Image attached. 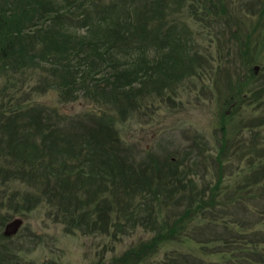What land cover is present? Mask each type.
Masks as SVG:
<instances>
[{"label":"trees","instance_id":"trees-1","mask_svg":"<svg viewBox=\"0 0 264 264\" xmlns=\"http://www.w3.org/2000/svg\"><path fill=\"white\" fill-rule=\"evenodd\" d=\"M239 1L0 0V212L48 205L69 231L154 232L92 264H264V73L241 74L256 49L239 45L232 71L230 51L203 52L194 35L199 20L220 43L252 38L256 25L264 37V0ZM209 70L242 93L239 118L209 153L216 180L203 173L200 184L182 159L144 157L120 123ZM51 93L56 102L42 97ZM70 103L86 106L61 109ZM254 151L229 181L227 164ZM150 194L178 195L155 209ZM12 238L0 228V264H18Z\"/></svg>","mask_w":264,"mask_h":264},{"label":"rangeland","instance_id":"rangeland-1","mask_svg":"<svg viewBox=\"0 0 264 264\" xmlns=\"http://www.w3.org/2000/svg\"><path fill=\"white\" fill-rule=\"evenodd\" d=\"M234 2L237 5L240 1L234 0ZM237 9L240 10L239 13H245L244 9ZM254 26L252 25V28ZM255 27V31L251 32L252 38L249 37V31L237 33L241 40L239 43L232 33H224L220 43L214 35L217 33V26L204 24L203 21L198 20L194 28V35L198 47L203 52L211 49L216 51L218 46L224 53L230 51V55L225 58L229 60L226 61V64L232 71L242 67L239 62L242 56L239 58L236 55L239 45L246 48L250 46L251 51L256 49L255 61L250 62L241 74L249 72V70L255 72L254 66L258 64L259 70L255 73L257 75L262 71V76L264 73V37L257 25ZM236 61L239 63L236 64ZM217 63L214 62L212 66H216ZM199 75L188 77L181 83L170 87L168 94H171L173 98L166 96L161 102L157 101L154 105L142 109L141 112L137 111L133 116L121 122L120 128L122 136L131 143H136L137 151L144 157L154 159L160 157L162 160V156L163 158L169 156L176 160L182 159L183 168L187 169V179L197 178L201 184L203 173H207L208 178L211 177L214 182L216 180L215 176L218 174L214 167H218V162L214 157L211 159L209 153H213L214 156L219 153L223 126H230L239 118V115L236 114L237 111L233 110V104L237 105L242 92L223 78L217 84L215 71L209 70L203 76ZM237 76V74L234 75V77ZM255 85L257 86L256 83ZM251 86L252 82L249 80L246 89ZM42 97L49 102H56L55 93ZM252 101L254 99H247V102ZM66 105L61 106L62 110L71 108L66 112L80 111L86 106L84 103ZM229 130L231 133L234 132L232 128ZM255 155V151L251 155L242 153L240 156H236L235 161L229 162L224 170L225 173L234 174L229 178V181L236 180L235 176L238 171L235 172V167L247 166L248 160ZM163 161L165 160L163 159ZM196 161H198L197 165ZM188 184L192 185V183ZM177 195L150 194L145 203L146 205L151 204L150 207L157 209L164 203L172 202ZM157 196L162 199V202L160 199H155ZM3 208L0 212V219L3 214L10 215L5 218L4 223L0 222V228L4 235H6L4 233L5 226L12 218L16 216L24 218V222L17 232L6 235L13 236L11 241H14L15 244L10 246L14 247L18 253V264L21 262L24 264H92L102 256L110 258L112 255L122 252L143 233H147V236L154 234L152 230H146L143 224H138L139 229L133 233L124 234L118 238H113L106 232L85 233L77 228L69 231L66 229L63 218L49 213L48 205L27 209L22 213L16 212V208L10 209L7 206ZM11 262L5 261V264Z\"/></svg>","mask_w":264,"mask_h":264},{"label":"water","instance_id":"water-1","mask_svg":"<svg viewBox=\"0 0 264 264\" xmlns=\"http://www.w3.org/2000/svg\"><path fill=\"white\" fill-rule=\"evenodd\" d=\"M254 70L257 73L259 70V65L254 66ZM24 218L21 216H16L12 218L5 226L4 233L6 235H12L20 229V226L23 224Z\"/></svg>","mask_w":264,"mask_h":264}]
</instances>
